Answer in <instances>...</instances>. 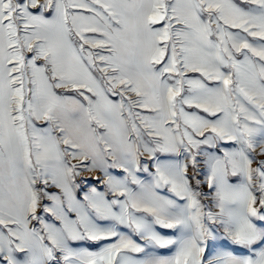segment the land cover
I'll return each instance as SVG.
<instances>
[{"label":"snow or ice","instance_id":"obj_1","mask_svg":"<svg viewBox=\"0 0 264 264\" xmlns=\"http://www.w3.org/2000/svg\"><path fill=\"white\" fill-rule=\"evenodd\" d=\"M0 264H264V0H0Z\"/></svg>","mask_w":264,"mask_h":264}]
</instances>
